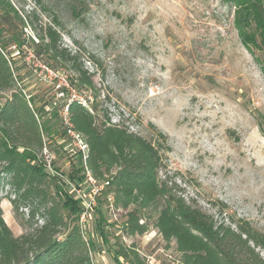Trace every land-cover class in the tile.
Listing matches in <instances>:
<instances>
[{
    "label": "rangeland",
    "instance_id": "374dc122",
    "mask_svg": "<svg viewBox=\"0 0 264 264\" xmlns=\"http://www.w3.org/2000/svg\"><path fill=\"white\" fill-rule=\"evenodd\" d=\"M11 1L24 17L37 9L38 18L23 28L26 41L11 42L8 50L18 83L36 105L45 106L47 117L55 109L59 112L65 100L33 71L32 55L55 66L36 52L32 39L39 41L42 23L57 21L62 45L78 52L93 74L94 87L84 88L92 91L98 109L106 110L111 122L146 138L158 131L168 136L171 149L163 179L219 221L247 219L264 232V48L252 52L246 46L235 24L233 2L43 0L38 6L36 0ZM1 20L0 27L7 28ZM3 35L9 37L5 31ZM55 69L78 75L68 66ZM8 95L1 94L0 103ZM49 120L52 127H61L59 120ZM59 131L44 138L56 166L70 173L77 167L76 158ZM84 179L71 180L85 189ZM60 182L79 200L71 186ZM1 195L7 224L15 235L22 234L26 229L5 198L7 190ZM109 195L107 189L101 191L88 216L86 235L95 264H127L115 258V244L121 240L135 242L149 264H180L174 246L168 247L153 226L128 237L125 213L112 209ZM258 250L264 257V249Z\"/></svg>",
    "mask_w": 264,
    "mask_h": 264
},
{
    "label": "trees",
    "instance_id": "16d2710c",
    "mask_svg": "<svg viewBox=\"0 0 264 264\" xmlns=\"http://www.w3.org/2000/svg\"><path fill=\"white\" fill-rule=\"evenodd\" d=\"M229 1L236 7L235 24L246 46L252 52L254 47L264 48V0ZM36 3L42 6L43 0ZM0 18L8 26L0 27V97L9 93L0 103V264H95L92 246L80 226L79 200L66 192L62 177L48 173L42 162L44 136L53 138L61 133L60 128L65 134L60 111L51 113L60 121L56 129L49 123L45 106L36 105L18 83L17 67L8 50L11 42L26 41L23 28L38 18L37 9L24 17L11 0H0ZM58 24L40 25L39 41L32 39L36 52L55 68L68 66L77 73L73 76L77 86L94 87L93 74L85 68L82 56L62 45ZM92 110L76 100L69 103L70 122L82 134L89 152L86 163L81 154H73L77 167L62 174L83 180L88 168L97 180L109 178L107 190L114 195L115 209L125 213L123 231L128 237L143 235L153 226L168 247L174 246L180 264H264L258 250L264 249V232L247 219L219 221L163 179L161 170L171 149L165 133L158 131L149 139L111 122L97 102L92 103ZM4 190L15 217L26 229L20 235L13 233L4 218ZM115 245L117 262L122 257L127 264H149L135 242L121 240Z\"/></svg>",
    "mask_w": 264,
    "mask_h": 264
},
{
    "label": "built area",
    "instance_id": "2783aa9c",
    "mask_svg": "<svg viewBox=\"0 0 264 264\" xmlns=\"http://www.w3.org/2000/svg\"><path fill=\"white\" fill-rule=\"evenodd\" d=\"M32 56V61L34 62L32 67L33 71L43 81H46L54 88V91L59 99L65 100V105L60 109V116L64 125L63 128L65 130V137L67 139L66 141L72 148L73 154H81L84 163H86L89 147L82 134L77 131L73 124L70 122L69 103L73 100H76L91 109L92 103L94 102L92 91L84 87L77 86L75 82L76 80L74 81V77L67 70L55 69L35 55ZM24 92L27 94L26 90H24ZM27 95L28 98L31 97V95ZM58 142L60 141L58 140ZM41 157L45 170L53 176L62 177L64 183L68 186H71L79 200H81L83 212L80 217V226L84 235L87 237L86 230L89 226L88 216H90V212L96 205L98 194L104 189H107L110 185L109 178L105 180H97L91 174L90 170L86 168V171L84 173V181L88 184V188H77L78 186L73 183L74 181L68 178L66 175H63L62 171L57 168L54 151L45 138L41 151ZM109 196L112 209L115 211H119L116 210L113 205V193H110Z\"/></svg>",
    "mask_w": 264,
    "mask_h": 264
}]
</instances>
